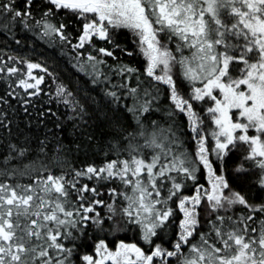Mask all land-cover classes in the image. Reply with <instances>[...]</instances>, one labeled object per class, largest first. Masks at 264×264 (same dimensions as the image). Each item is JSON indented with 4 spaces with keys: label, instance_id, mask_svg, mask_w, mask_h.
Segmentation results:
<instances>
[{
    "label": "snow or ice",
    "instance_id": "1",
    "mask_svg": "<svg viewBox=\"0 0 264 264\" xmlns=\"http://www.w3.org/2000/svg\"><path fill=\"white\" fill-rule=\"evenodd\" d=\"M36 4L0 0V31L19 24L49 43L69 42L68 20L52 22L68 15L80 21L76 50L94 38L118 49L115 30L128 29L147 59L146 76L167 86L171 104L162 124L149 118L159 110L153 107L158 95L145 88L141 96L139 78L137 87L113 86L133 98L126 111L134 125L108 145L111 155L100 165L70 163L63 145L49 155L44 141L35 151L9 141L0 152V264H264V202L251 203L233 190L219 166L237 146L245 147L243 160L259 169L256 184L264 190V0H39V19L32 14ZM173 40L174 51L167 47ZM95 51L115 58L108 48ZM85 60L79 67L93 83L109 79L100 68L106 61L91 53ZM0 63V73L17 77L16 87L26 95L40 94L44 77L33 75L40 64L20 60L25 71ZM173 68L192 85L188 98L181 95ZM116 71L128 76L137 70L121 65ZM18 95L7 92L9 98ZM56 95L69 105L73 94L60 84ZM105 96L113 106L122 99L111 89ZM206 98L213 102L207 113L215 125L214 146L208 145L192 103ZM0 103L8 100L0 96ZM72 110L81 119L87 115L78 101ZM180 115L187 117L194 153L185 151L178 135ZM0 126L7 127L3 114ZM204 171L207 187L198 182L197 173ZM236 171L248 169L241 163ZM189 182L192 194H186ZM203 206L206 232L200 231ZM237 206L246 213H235ZM173 226L178 231L166 246ZM121 232H132L135 241L116 239L110 246L108 237ZM85 246L91 251L81 255Z\"/></svg>",
    "mask_w": 264,
    "mask_h": 264
},
{
    "label": "trees",
    "instance_id": "2",
    "mask_svg": "<svg viewBox=\"0 0 264 264\" xmlns=\"http://www.w3.org/2000/svg\"><path fill=\"white\" fill-rule=\"evenodd\" d=\"M20 3V0H17ZM32 14L35 19L40 18V4L32 8ZM68 20L69 27L65 30L68 35V41L61 42L56 39L49 43L47 39H41L38 31L28 30L17 24L11 32L0 31V62L6 61L8 66H15L26 71V64L19 63L20 60L37 63L42 68H46L48 75L41 69H34V76H43L44 83L40 86L41 92L37 96H28L24 90L16 87L17 77H9L6 73H0V96H4L8 103H0V114L4 116V124L7 127L0 126V152L4 151L9 141L23 146H27L33 151L38 149L41 142L48 145L49 155H52V149L56 145H63L67 159L76 166H83L86 163L100 165L111 155L108 148L109 144H114L124 136L126 132L132 131L134 120L131 113L126 108L133 106V98L128 96L126 91L116 85L128 83L130 87H137V78H139L140 95L142 90L147 88L154 95H158V100L153 107L159 106V110L150 114V119L159 120L165 124L166 109L169 108L171 101L167 86L158 84L156 81L146 76L147 67L146 57L139 51L132 33L128 29L115 30L114 41L120 47L114 48L112 44L94 38L91 45H85L84 49L74 50L72 45L78 43V34L80 21L69 19L68 15H59L53 18V23H59ZM19 40V43L16 41ZM174 51L176 41L168 42ZM105 47L115 52V58L104 57L97 53L95 49ZM133 52L129 56L123 50ZM91 53L99 59L106 61L101 65V71L109 78L107 81L102 79L101 83H93L91 76L87 71H81L79 65L86 63V56ZM79 54V55H78ZM185 54H188L185 50ZM8 57L15 58L12 61ZM126 65L137 71L128 76H121L117 73V68ZM0 66H3L0 63ZM178 69V68H177ZM174 71L173 77L178 80L180 93L185 98L191 93L192 85L179 75V69ZM23 75V72L21 73ZM12 84V88L8 85ZM64 85L73 95L67 97L71 102L69 105L63 103V97L56 95L57 86ZM152 85L160 89L156 93ZM196 86H201L196 82ZM15 90L18 96L9 98L8 91ZM115 90L122 96L119 105L109 104V98L105 96V91ZM31 91V90H29ZM27 100L29 103L25 104ZM79 102L87 109V115L81 119L79 114L72 110L73 104ZM194 110L203 120L202 129L207 137L208 145L213 146V139L210 135L213 123L207 113L208 107L213 106L209 99L204 101H192ZM27 109V111H25ZM179 135L184 139V149L188 153H194L196 144L192 139V133L184 115L175 118ZM256 134L254 131L250 135ZM88 136L93 139L89 141ZM79 146V147H78ZM247 155V149L243 146H237L229 156L220 163L223 168V175L229 182L231 188L245 193L251 203L264 202V190H261L256 184L257 173L259 169L253 167L252 163L243 160ZM215 160V157H212ZM243 163L248 169L247 172L238 173L237 167ZM198 182L206 187V171L198 172ZM23 182H27L24 180ZM186 189V194H192L193 188L191 182ZM239 214L246 213V210L237 206L233 210ZM207 207L203 206L201 210V232L208 230ZM178 231L177 226H173L165 237V244L173 238L174 232ZM116 239H124L126 242H134L135 237L132 232H121L117 238L108 237L110 246L116 242ZM198 239V237H197ZM195 242V241H193ZM86 243H90L86 242ZM90 247H82L80 254L90 252ZM76 264H80L79 261Z\"/></svg>",
    "mask_w": 264,
    "mask_h": 264
},
{
    "label": "rangeland",
    "instance_id": "3",
    "mask_svg": "<svg viewBox=\"0 0 264 264\" xmlns=\"http://www.w3.org/2000/svg\"><path fill=\"white\" fill-rule=\"evenodd\" d=\"M167 47H168L169 49H171V47L169 46V43H167ZM171 50H172V49H171ZM176 69H177V68H173L172 75H173L174 71H176ZM177 70H178V69H177ZM156 71H157L158 74H160L161 69H160V68H157ZM197 83H199V82H197ZM214 94L218 95V93H216V92H214ZM211 123H212V121H211ZM179 130H180V129H179ZM214 130H215V125L213 124L212 129H211V132L214 131ZM178 132L180 133V131H178ZM251 132H253V131L250 130V133H251ZM179 133H178V135H179ZM250 133H249V134H250ZM181 139L184 141V139H183L182 137H181ZM213 146H214V140H213Z\"/></svg>",
    "mask_w": 264,
    "mask_h": 264
}]
</instances>
